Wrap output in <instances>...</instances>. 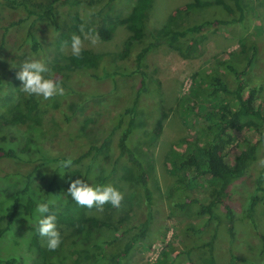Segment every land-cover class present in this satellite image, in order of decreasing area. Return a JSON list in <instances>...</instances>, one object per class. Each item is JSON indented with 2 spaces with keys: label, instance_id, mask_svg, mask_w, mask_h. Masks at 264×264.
<instances>
[{
  "label": "rangeland",
  "instance_id": "1",
  "mask_svg": "<svg viewBox=\"0 0 264 264\" xmlns=\"http://www.w3.org/2000/svg\"><path fill=\"white\" fill-rule=\"evenodd\" d=\"M25 1L28 8L38 11L39 5L48 4L51 0ZM107 1L81 0V3L72 7L60 5L58 18L63 25L61 31L71 35L81 34L80 28L72 25V17L77 14L86 24L98 25L101 17L97 15V11ZM199 1L201 0H154L145 21V35L127 56H111L124 49L130 35L126 25L118 24L109 41L100 39L95 46L86 41L85 48L107 53L102 61L104 66L109 69L119 68L123 73L115 78L103 77L101 68L81 69L65 76L60 73L65 95L48 101L39 99L43 111L41 124L30 122L18 125L10 123V109L26 96L21 90L22 82L16 76L20 66L29 59H42L52 70L53 65L65 63V58L72 54L71 44L58 48L56 38L61 31L58 32L52 24L38 18L37 14H30L27 8L0 3V136H17L19 147L24 145L29 135L34 142L31 154H22L24 160L0 158V214L12 212L29 174L32 179L31 189L35 192V209L43 199L40 187L57 175L62 191L60 194L54 191L48 201H57L52 207L60 208L68 195V186L63 177L65 168L60 166L61 161L39 165L40 161L36 159L41 156V152L50 157L79 156L90 144L100 143L113 131L114 158L118 153L116 143L120 131L115 130L116 126L138 98L137 122L129 145L148 170L149 183L154 191L155 217L148 235L135 246L123 264H197L190 260L187 250L194 243L208 241L216 229L218 231L214 247L217 264H228L232 252L246 259L242 264H264L259 234L244 216L246 200L255 188L258 176L264 173V139L259 144L256 161L245 176L234 181L231 187L238 216L234 239L228 233V221L223 207L216 208L222 218L220 225L217 220L209 221V215L198 213L200 202L210 199L208 182L204 186L177 190L174 169L169 162L173 148L184 150V140L194 137V130L186 124L180 113V103L191 88L193 75L216 69L223 72L229 83L234 85L233 73L226 71L219 62L230 60L236 64H244L247 55L243 46L244 39L247 44L256 42L258 45L257 59L247 74V81L250 87H257L260 103L264 106V0H242L246 8L243 24H217L202 32L187 29L180 35L175 46L165 44L153 48L142 59L141 67L136 61L138 53L153 41V35L162 30L169 16L175 15L179 26L190 28L202 20L225 15L220 6L222 0H212L214 4L208 7L199 5ZM135 2L136 0H118L114 8L106 13L125 16ZM188 4L192 5L189 10ZM31 32L38 36L42 44L36 51L32 48ZM142 71L146 74L145 77ZM140 88H146V91L139 94ZM163 111L168 115L164 120L162 133L157 139H151V133ZM259 135V132L245 130L239 135L240 144L246 142V138L255 141ZM239 152L240 146L233 143L227 149L226 160L233 162ZM104 165L108 168L110 163L104 161ZM114 182L124 187L122 206L103 212L87 211V215L97 216L107 222L122 219L124 230L129 229L116 242L107 246L109 252H116L122 247L133 234V225L139 223L146 214L145 198L141 190L117 179L112 184ZM88 183L95 185V171L90 175ZM135 190L136 197L132 205L127 197ZM182 201L189 202L188 209L184 212L174 207ZM18 203L19 210L11 229L0 240V255L5 258L17 257L18 264H38L39 250L32 245V236L34 228L39 226L38 219L43 217L40 214L30 216L24 212L26 194L22 195ZM256 215L259 230L264 233L263 202L258 204ZM56 223L61 234V244L57 248L60 256L55 258L57 264H88L95 259L94 249L84 244L79 232H76L77 226L59 221ZM99 226L100 235L95 242L104 244L105 239L112 236V232L104 224L99 223ZM39 243L48 253L51 252L47 246V237L40 235Z\"/></svg>",
  "mask_w": 264,
  "mask_h": 264
},
{
  "label": "trees",
  "instance_id": "2",
  "mask_svg": "<svg viewBox=\"0 0 264 264\" xmlns=\"http://www.w3.org/2000/svg\"><path fill=\"white\" fill-rule=\"evenodd\" d=\"M118 0H108L107 3L100 7L97 15L101 21L98 25L86 24L82 21L79 14L72 17L74 28H80L81 24L86 25V30L91 29L98 32L100 39L109 41L113 38L116 26L118 24L126 25L130 35L126 40L122 52L113 53L111 56H127L131 48L141 42L145 35V21L148 16L149 9L152 7L154 0H136L127 15L119 14L117 16L108 15L117 4ZM0 3L10 5L12 7L27 8L30 14H37L38 18L48 21L54 28L60 32L63 25L59 22L58 7L60 5H69L70 7L78 5L81 0H51L48 4L39 5V10L35 11L28 8L25 0H0ZM212 0H201L199 5L208 7L213 5ZM221 9L225 14L223 17L202 20L190 28L179 26L175 15L168 18L159 33L153 35V41L143 47L136 57L137 65L141 67L142 59L153 48L168 44L175 46L180 39V35L187 29L195 32H202L217 24H243L246 8L242 0H222L220 2ZM192 5H187V10ZM32 39V48L36 51L41 47L40 39L34 33H30ZM81 35V34H79ZM71 34L61 31L56 38V46L64 47L71 44ZM243 40V46L246 48V60L244 64H236L230 60L219 62L226 71L233 73L235 83H229L223 72L211 69L207 73L196 72L193 75V82L188 94L181 101L180 113L184 116L186 124L194 130L193 139H185L184 150L173 148L169 157V162L174 169L175 188L190 189L195 186H204L208 182L210 187V199L207 202H200L198 211L201 215H209V221L217 220L218 225L222 223V218L217 213L216 208L223 207L225 219L228 221V233L232 239L236 235V224L238 216L233 204L232 184L237 179L245 176L250 166L256 161L260 142L264 139V106L260 103L257 87H250L247 81V74L251 67L255 64L258 54V45L256 42L247 44ZM107 53H99L85 48L82 58L77 59L72 54L65 58V63H57L53 65L51 70V78L62 82L60 73L64 76L70 72L81 69H102V76L105 78L116 77L122 74L119 68L109 69L102 63ZM138 70V69H137ZM58 75L60 77H58ZM142 75L145 77L146 74ZM144 80H142V85ZM146 87V86H144ZM146 91V88H140V93ZM138 98L134 104L126 110V115L120 118L115 130L119 131V137L116 143L118 153L112 158L114 152L113 132L103 138L100 143L90 144L88 149L79 156H54L50 157L41 152V156L36 159L40 164L52 161H62L69 157L72 158V165L65 168L63 177L69 188L72 180L80 178L86 182L89 181L90 175L95 171V185H114L122 192L124 187L118 182H127L135 185L141 190L146 203V214L144 218L137 224H134V230L131 237L116 252H109L107 246L116 242L122 234L127 230L121 225L122 219L111 220L109 222L99 219L97 216L87 215L86 207L78 205L69 195H67L64 203L60 208L50 207V213L54 212L57 221L77 226L79 237L82 238L86 246L92 247L96 254L94 260L88 264H123V261L129 257L133 249L141 240H143L154 222V191L149 183V174L144 162L139 155L130 147L129 139L133 133L137 122ZM10 112L12 124H27L30 122L42 123V114L40 101L36 97L25 96L17 104H15ZM166 111H163L157 120L154 131L151 133V139L160 137L164 127V120L167 117ZM245 130H253L259 132L257 140L246 138V142L240 144L239 135ZM4 143V144H3ZM32 136H27L23 146H20L17 136L12 138L7 135L0 136V158H10L24 160L22 154L26 156L31 154ZM236 143L240 146V152L234 157L233 162H228L225 158L227 149ZM112 158V159H111ZM87 159V161H86ZM28 160V158H26ZM104 161L110 163L106 168ZM58 172V170L56 171ZM31 175H28L26 186L18 194L14 209L9 214H0V240L11 229L12 222L18 212V200L23 194H26V203L24 204V212L30 216L34 215L36 199L35 192L31 189ZM42 203L47 202L50 195L55 191L60 194L62 185L55 174L46 185L40 187ZM20 193V192H19ZM136 190L129 194L128 201L134 205ZM260 202L264 203V173H261L256 181V186L249 194L245 206L244 216L257 230L261 241V253H264V233L259 230L257 220V206ZM189 202L182 201L174 205L178 211H186ZM110 204L104 206L103 211L114 210ZM92 210H96L93 208ZM131 211V209L129 210ZM47 215V214H44ZM100 225L108 226L112 232L110 238L105 239L104 244L95 242L100 235ZM81 228V229H80ZM39 226L34 228L32 236V245L39 250L40 261L38 264H57L56 256L58 249L47 252L39 243ZM195 229V228H193ZM218 229L212 237L205 242L194 243V246L187 250V255L193 263L197 264H217L215 256V240ZM76 252V250H74ZM60 255H58L59 257ZM196 257V259H195ZM246 259L232 252L228 264H242ZM17 257H2L0 255V264H18ZM173 264V263H170Z\"/></svg>",
  "mask_w": 264,
  "mask_h": 264
},
{
  "label": "clouds",
  "instance_id": "3",
  "mask_svg": "<svg viewBox=\"0 0 264 264\" xmlns=\"http://www.w3.org/2000/svg\"><path fill=\"white\" fill-rule=\"evenodd\" d=\"M80 33L81 35L73 34L71 36V53L77 59L82 58L86 41L91 46H95L100 42L99 33L91 29L86 30L85 24L80 25ZM67 43L65 41L64 45L66 46ZM50 73L51 70L44 60L29 59L20 66L16 76L22 82L21 90L27 96L48 101L56 96L65 95L62 82L51 78ZM71 165V157L62 160L60 163L62 168H68ZM67 193L81 207H86L89 210L95 208L98 212H103L106 204L119 209L124 200V192L118 187L111 184H89L80 178L71 181ZM56 203L55 200L39 203L34 213V215L40 214L43 217L38 219V231L41 236L48 238L47 246L50 251H55L61 244V234L57 229L56 214L54 212L50 213V207L55 206Z\"/></svg>",
  "mask_w": 264,
  "mask_h": 264
}]
</instances>
